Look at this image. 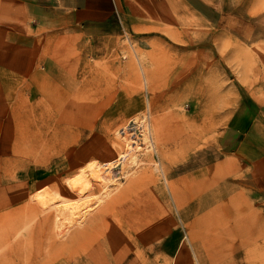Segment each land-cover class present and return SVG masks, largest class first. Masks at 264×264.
<instances>
[{
  "label": "rangeland",
  "instance_id": "1",
  "mask_svg": "<svg viewBox=\"0 0 264 264\" xmlns=\"http://www.w3.org/2000/svg\"><path fill=\"white\" fill-rule=\"evenodd\" d=\"M15 3L0 0V264H197L196 249L202 264H264L263 0L198 15L187 0H135L140 15L103 40L53 13L30 51L12 46ZM145 118L157 150L122 174L119 131ZM92 160L116 164L117 183L56 237L59 203L100 190L75 181Z\"/></svg>",
  "mask_w": 264,
  "mask_h": 264
},
{
  "label": "crops",
  "instance_id": "2",
  "mask_svg": "<svg viewBox=\"0 0 264 264\" xmlns=\"http://www.w3.org/2000/svg\"><path fill=\"white\" fill-rule=\"evenodd\" d=\"M17 1V6L19 16H24L18 20L19 24L22 26L15 27L14 31H19L20 33L15 36L12 46L15 48H20L30 51L39 46V41H42V36L39 39L38 33L41 29L45 28V23L47 24L48 15L52 14H63L65 16H72L73 21H77L78 24H82L83 27L86 24H91L93 26V31L100 35V40L105 38V36H113L115 32H118L119 27L123 25L122 17L125 21L130 22L131 18L136 15H140L142 9H135V0H131L132 7L123 8L122 3L124 0H15ZM205 5L211 6L215 0H203ZM210 1V2H208ZM59 2L57 6L55 3ZM62 4V5H61ZM96 4H105V7H95ZM200 3L199 0H187V11L192 15H198L203 11H207V7ZM119 6V7H118ZM59 9V11H57ZM54 9V10H53ZM56 9V10H55ZM68 12V13H65ZM231 13L228 12L227 16L231 17ZM235 17V15H232ZM50 19V18H49ZM121 24L118 27V24ZM123 27V26H122ZM230 33L229 25L224 29V32ZM99 37V36H97ZM96 39V38H95ZM17 41V42H16ZM102 44V43H101ZM29 63H37L34 58H29ZM246 109L236 110L231 116L230 121H232V126H239L238 123L242 121ZM230 124V123H229ZM258 166V171H261L260 164H255L254 168ZM256 180V179H255ZM257 183V182H256Z\"/></svg>",
  "mask_w": 264,
  "mask_h": 264
},
{
  "label": "bare ground",
  "instance_id": "3",
  "mask_svg": "<svg viewBox=\"0 0 264 264\" xmlns=\"http://www.w3.org/2000/svg\"><path fill=\"white\" fill-rule=\"evenodd\" d=\"M253 2L254 1H252V3ZM263 2H264V0H263ZM239 31H241V30L239 29ZM139 63H141V60L139 61ZM146 78H148V77H146ZM131 123H133V120L131 121ZM135 123H137V128H138L139 132H133V131L131 132L130 130L134 129V127L131 126V124L127 125L126 127H123L121 129V131H119L120 137L124 140V142L126 144L125 149L122 151V153L120 154V156L118 158L119 159L118 166L120 165L119 168L122 170V174L127 173V171H129V169L138 165V163L140 161V154L142 151H144L147 148H151V149L155 148L156 149V147L154 145V138L153 137H156L158 140L161 139L160 138L161 133H160L159 127L156 125L155 128L153 129L152 125H151V121L149 118L142 119L141 121L136 120ZM157 142H159V141H157ZM114 167H116V164H112V161L105 164V163H101L98 160H92V161L86 163L84 166H82L79 169L78 174L75 175V181L77 183H79V185H81L83 188H90L93 185H97V186H100L99 187L100 190L98 193L89 194L82 199L67 200V201H62L59 203V205L56 208V217H55L54 222H53V231H54V234L56 237L57 236H63L64 237L65 230H67V228H72L74 225L77 226V225L83 224L87 215L95 208L94 206L95 205L97 206L98 204H100L103 200V196L108 195L110 193L113 185H115L117 183V180H118V178H115L110 173V171ZM236 191H234V192H236ZM3 206H6V205L2 204L1 207H3ZM33 206H34V202H32V204H31V207H33ZM35 209H36V207L33 210H35ZM42 211H43V209L41 208L37 211L36 214H38V212L41 213ZM252 216H253V214H252ZM17 222H19L18 226L13 227V230H15V233H18V231L20 229H22V226H20L21 218H20V220H17L16 223ZM28 228H30V227H28ZM94 229H95V226L88 227L83 232H80L82 234L79 235V237H82V239L84 241L88 240L89 237H87L84 233H86L87 230H94ZM26 230H24V231H26ZM28 230H27V236H25L26 239L27 238L33 239L31 236L33 235L32 233H34V230H32V228H31L29 230V231H31L30 233L28 232ZM256 235H254V236H256ZM253 238H255V237H253ZM21 239L23 240V237ZM54 242H55L54 244L56 245V244H58L59 240L56 238ZM13 243H15V241ZM30 243H31V241H29L28 247L31 245ZM18 247H20V246H18ZM32 247H33V245H32ZM85 251L87 252V250H85ZM195 252L197 253V254L195 253L196 254V260L198 262L197 264H202L201 263L202 257H201V253H200L199 249H196ZM86 261H88V260H85V262ZM77 262H80V260H78ZM77 262H75V264Z\"/></svg>",
  "mask_w": 264,
  "mask_h": 264
}]
</instances>
